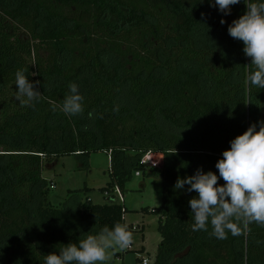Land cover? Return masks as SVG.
<instances>
[{"label": "trees", "instance_id": "16d2710c", "mask_svg": "<svg viewBox=\"0 0 264 264\" xmlns=\"http://www.w3.org/2000/svg\"><path fill=\"white\" fill-rule=\"evenodd\" d=\"M245 11L243 0L227 16L209 0H0V264H44L86 233L125 225L112 199L49 204L42 172L59 157L106 153L101 190L123 194L147 151L163 156L148 173L162 186L153 264H264V227L225 239L192 231L196 193L174 188L198 168L218 175L230 141L264 121V89L246 83L251 60L227 33ZM18 69L40 82L34 107L15 99ZM73 82L84 112L69 116Z\"/></svg>", "mask_w": 264, "mask_h": 264}, {"label": "clouds", "instance_id": "9594fccd", "mask_svg": "<svg viewBox=\"0 0 264 264\" xmlns=\"http://www.w3.org/2000/svg\"><path fill=\"white\" fill-rule=\"evenodd\" d=\"M203 2V0H201ZM241 0H209L210 7H216L225 16L231 14V7ZM246 11L227 28L228 35L241 41L243 53L250 58L246 83L264 89V2L243 0ZM202 18L204 14L202 13ZM223 25L225 21L222 19ZM25 69L15 72V99L22 106L34 107L41 97L36 90L39 81L29 82ZM36 74L33 73V76ZM69 94L65 96L61 111L69 116L84 112V97L79 94L76 83L68 85ZM118 112V106L113 109ZM252 124L243 134L230 141L228 150L222 152L215 168L203 172L197 169L191 176L177 178L174 188L195 192L189 200L192 211V231H211L209 235L217 239L227 238L228 233L240 235L250 225L264 227V121ZM223 180V185L219 181ZM134 242L133 233L121 223L112 228L104 226L98 234H84L78 243H69L44 256V264H107L112 250H126Z\"/></svg>", "mask_w": 264, "mask_h": 264}, {"label": "rangeland", "instance_id": "374dc122", "mask_svg": "<svg viewBox=\"0 0 264 264\" xmlns=\"http://www.w3.org/2000/svg\"><path fill=\"white\" fill-rule=\"evenodd\" d=\"M110 168V157L103 152H91L84 159L75 154L59 157L53 170L42 172L49 186L46 199L58 208L71 201L82 202L87 197L93 204H106L111 199L113 203L121 204L126 209L125 226L137 227L138 231H132L134 242L131 247L110 251L111 260L107 264H140L141 257L149 258L153 263L161 237L157 230L159 219L152 210L161 206V177L159 174L148 175L150 170L147 168L133 171L124 183L125 192L121 194L116 188L110 192L112 197L109 199L101 188L109 182Z\"/></svg>", "mask_w": 264, "mask_h": 264}, {"label": "built area", "instance_id": "2783aa9c", "mask_svg": "<svg viewBox=\"0 0 264 264\" xmlns=\"http://www.w3.org/2000/svg\"><path fill=\"white\" fill-rule=\"evenodd\" d=\"M162 154L153 152V151H147L143 153L139 159V164L142 168H147L149 170H158L160 168V165L162 164ZM136 175H139L138 172L135 173ZM104 194L111 199L110 192H104ZM137 227L132 226V230L137 231ZM140 264H153L149 260V258H140Z\"/></svg>", "mask_w": 264, "mask_h": 264}, {"label": "crops", "instance_id": "0c3cea01", "mask_svg": "<svg viewBox=\"0 0 264 264\" xmlns=\"http://www.w3.org/2000/svg\"><path fill=\"white\" fill-rule=\"evenodd\" d=\"M141 252H143V249L141 250Z\"/></svg>", "mask_w": 264, "mask_h": 264}]
</instances>
